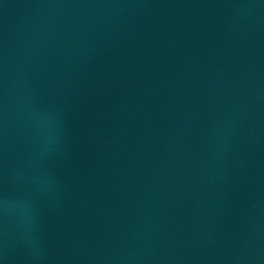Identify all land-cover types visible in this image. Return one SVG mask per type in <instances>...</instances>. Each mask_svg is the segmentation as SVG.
<instances>
[{"label": "water", "instance_id": "95a60500", "mask_svg": "<svg viewBox=\"0 0 264 264\" xmlns=\"http://www.w3.org/2000/svg\"><path fill=\"white\" fill-rule=\"evenodd\" d=\"M0 264H264V0H0Z\"/></svg>", "mask_w": 264, "mask_h": 264}]
</instances>
